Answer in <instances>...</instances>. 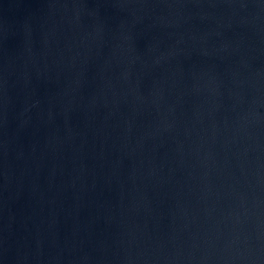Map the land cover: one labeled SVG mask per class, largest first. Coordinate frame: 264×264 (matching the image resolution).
<instances>
[{
  "label": "water",
  "instance_id": "1",
  "mask_svg": "<svg viewBox=\"0 0 264 264\" xmlns=\"http://www.w3.org/2000/svg\"><path fill=\"white\" fill-rule=\"evenodd\" d=\"M0 264H264V0H0Z\"/></svg>",
  "mask_w": 264,
  "mask_h": 264
}]
</instances>
